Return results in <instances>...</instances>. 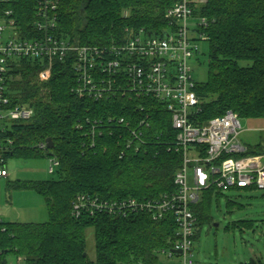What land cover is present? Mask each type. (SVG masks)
<instances>
[{"label": "trees", "instance_id": "16d2710c", "mask_svg": "<svg viewBox=\"0 0 264 264\" xmlns=\"http://www.w3.org/2000/svg\"><path fill=\"white\" fill-rule=\"evenodd\" d=\"M178 1L59 0L56 34L97 47L123 44L140 30L160 36L169 25L167 10ZM195 2L197 14L209 20L205 32L210 48L208 80L197 82L196 87L200 97L196 122L204 124L229 110L241 119H264V0ZM38 6V0H12L8 5L29 37L36 36L32 27ZM74 60L72 56L55 59L44 80L40 72L45 60L23 57L6 64L3 83L8 107L26 105L34 113L27 120L1 119L2 164L7 166L12 157H50L59 165L50 179L12 184L42 195L48 220L2 221L0 264H7L10 254L23 264H169L160 261V254L177 239L173 213L157 220L147 209L126 215L83 212L77 216L72 204L79 196L112 204L133 200L155 204L176 194L175 177L184 155L177 146L171 112L164 102L129 91L124 77L100 98L80 94ZM48 138L53 148L44 147ZM263 151L260 142L249 146L248 153ZM221 195L223 191L210 187L192 206L199 230L211 220L212 204ZM90 228L95 237L94 260L87 253Z\"/></svg>", "mask_w": 264, "mask_h": 264}, {"label": "built area", "instance_id": "2783aa9c", "mask_svg": "<svg viewBox=\"0 0 264 264\" xmlns=\"http://www.w3.org/2000/svg\"><path fill=\"white\" fill-rule=\"evenodd\" d=\"M38 1L37 18L32 27L36 36L29 37L23 34L13 16L14 10L8 7L12 0H0V121L27 120L33 116V108L26 105L9 108L10 99L5 95L6 64L10 59L23 57L46 61L40 72L43 80L50 76L55 59L74 57L82 95L100 98L110 93L114 81L124 77L129 91L164 102L178 131L177 146L184 155L175 177L177 193L155 204H137L134 200L131 204H112L79 196L72 204L73 213L77 216L83 212L126 215L147 209L157 220L171 212L178 224L177 239L171 249L162 253L178 258L172 264H197L194 236L199 225L192 206L199 202L202 192L210 187L223 192L234 188L264 190V151L248 153L249 146L240 139L242 124L238 114L229 110L204 124L196 122L200 97L190 59L199 52L197 40L207 41L208 18L197 14L195 0H179L167 10L169 25L162 35L147 36L140 30L131 33L123 44L97 47L59 37L56 34L59 0ZM6 31L9 32L4 38ZM2 161L0 156V179L9 175ZM58 165L59 161L52 158L49 173ZM2 221L0 216V224Z\"/></svg>", "mask_w": 264, "mask_h": 264}, {"label": "rangeland", "instance_id": "374dc122", "mask_svg": "<svg viewBox=\"0 0 264 264\" xmlns=\"http://www.w3.org/2000/svg\"><path fill=\"white\" fill-rule=\"evenodd\" d=\"M6 31L4 38H7ZM199 52L190 59L193 78L198 83L208 80L209 43L198 39ZM246 64V63H241ZM3 120V119H2ZM1 120V122H2ZM240 139L247 146L264 142V131L249 129L246 119H241ZM50 157L23 159L12 157L7 161L9 175L0 179V216L5 222H46L48 211L45 199L34 189L13 187L12 184L28 180H46ZM192 174V169L190 168ZM189 183H192L190 178ZM229 201L235 204H228ZM212 218L205 222L194 242L197 264H246L255 259L264 261V190L231 189L224 191L220 201L211 207ZM87 253L96 257L95 237L92 228L87 230ZM178 257V256H176ZM162 263H174L168 253L160 254ZM7 264H23L14 254Z\"/></svg>", "mask_w": 264, "mask_h": 264}, {"label": "crops", "instance_id": "0c3cea01", "mask_svg": "<svg viewBox=\"0 0 264 264\" xmlns=\"http://www.w3.org/2000/svg\"><path fill=\"white\" fill-rule=\"evenodd\" d=\"M249 129L256 131H264V119H246ZM263 143V142H262Z\"/></svg>", "mask_w": 264, "mask_h": 264}, {"label": "water", "instance_id": "95a60500", "mask_svg": "<svg viewBox=\"0 0 264 264\" xmlns=\"http://www.w3.org/2000/svg\"><path fill=\"white\" fill-rule=\"evenodd\" d=\"M166 35H167V33H166ZM46 143H47V147L48 148H53L54 143H53L52 138H48L47 141H46Z\"/></svg>", "mask_w": 264, "mask_h": 264}]
</instances>
